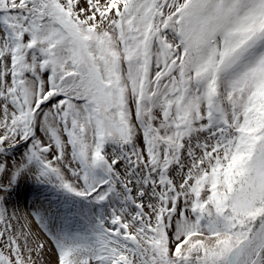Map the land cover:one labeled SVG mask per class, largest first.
Segmentation results:
<instances>
[{"label":"snow or ice","instance_id":"obj_1","mask_svg":"<svg viewBox=\"0 0 264 264\" xmlns=\"http://www.w3.org/2000/svg\"><path fill=\"white\" fill-rule=\"evenodd\" d=\"M0 264H264V0H0Z\"/></svg>","mask_w":264,"mask_h":264}]
</instances>
